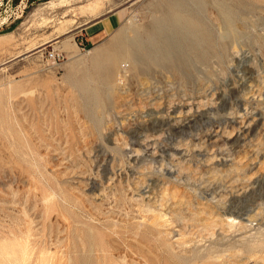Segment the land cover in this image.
Masks as SVG:
<instances>
[{"label": "rangeland", "instance_id": "rangeland-1", "mask_svg": "<svg viewBox=\"0 0 264 264\" xmlns=\"http://www.w3.org/2000/svg\"><path fill=\"white\" fill-rule=\"evenodd\" d=\"M178 1L186 72L109 63L167 0H0V264H264V0Z\"/></svg>", "mask_w": 264, "mask_h": 264}, {"label": "bare ground", "instance_id": "bare-ground-1", "mask_svg": "<svg viewBox=\"0 0 264 264\" xmlns=\"http://www.w3.org/2000/svg\"><path fill=\"white\" fill-rule=\"evenodd\" d=\"M180 7V1L174 0L172 3V0H167L165 17L155 24L148 36V48L139 44L137 40L128 43L124 39V33L121 32L114 42L113 52L109 60L114 72L122 59L125 58L135 62L137 59L149 61L160 57L186 72L188 63L192 58L187 46H201L204 43L208 45L210 38L207 36V40H204L203 31L206 27L194 16L185 14ZM228 16L224 14L225 21L229 25L231 17ZM188 20L192 22V25H189ZM199 59H204V57L199 56ZM114 72L112 73L114 74Z\"/></svg>", "mask_w": 264, "mask_h": 264}, {"label": "crops", "instance_id": "crops-1", "mask_svg": "<svg viewBox=\"0 0 264 264\" xmlns=\"http://www.w3.org/2000/svg\"><path fill=\"white\" fill-rule=\"evenodd\" d=\"M114 15H110L106 18H103L102 20L98 21V23H96L95 25V30L93 31L92 35L90 36L91 40H97L99 39L103 34H105L107 31L110 30V28H112L114 26V24L117 23V21L115 23H112L109 25V22L111 21V19L113 18Z\"/></svg>", "mask_w": 264, "mask_h": 264}, {"label": "built area", "instance_id": "built-area-1", "mask_svg": "<svg viewBox=\"0 0 264 264\" xmlns=\"http://www.w3.org/2000/svg\"><path fill=\"white\" fill-rule=\"evenodd\" d=\"M53 56V55H52ZM53 58H55V56H53Z\"/></svg>", "mask_w": 264, "mask_h": 264}]
</instances>
